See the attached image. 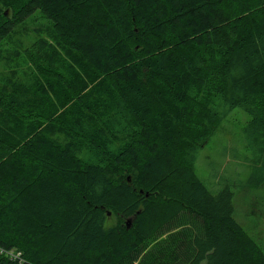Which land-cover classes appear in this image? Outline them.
<instances>
[{"label": "trees", "instance_id": "1", "mask_svg": "<svg viewBox=\"0 0 264 264\" xmlns=\"http://www.w3.org/2000/svg\"><path fill=\"white\" fill-rule=\"evenodd\" d=\"M35 15L62 49L0 89V264H264L195 170L238 109L264 174V0H0V44Z\"/></svg>", "mask_w": 264, "mask_h": 264}, {"label": "rangeland", "instance_id": "2", "mask_svg": "<svg viewBox=\"0 0 264 264\" xmlns=\"http://www.w3.org/2000/svg\"><path fill=\"white\" fill-rule=\"evenodd\" d=\"M12 31L13 35L0 44V89L6 88L11 80H30L34 69L25 56V50L34 52L36 48L47 47L49 43L56 46L55 50L62 49L49 38L48 27L40 16L27 19ZM168 39L176 47L181 41L179 34L170 35ZM62 43L71 46L70 43ZM36 61L49 60L41 53ZM247 122L248 115L235 109L225 120L216 124L210 141L198 154L195 170L212 193L225 185L231 188L236 219L264 251V174H253L255 164L243 143L245 135L242 128ZM51 128L55 133L56 127L52 124ZM116 223L115 215L108 216L106 226L112 227ZM156 242L147 241L150 246Z\"/></svg>", "mask_w": 264, "mask_h": 264}, {"label": "water", "instance_id": "3", "mask_svg": "<svg viewBox=\"0 0 264 264\" xmlns=\"http://www.w3.org/2000/svg\"><path fill=\"white\" fill-rule=\"evenodd\" d=\"M107 214L110 215V212H107ZM130 224H131V222H130V220H128V221H127V225H128V227H130Z\"/></svg>", "mask_w": 264, "mask_h": 264}]
</instances>
